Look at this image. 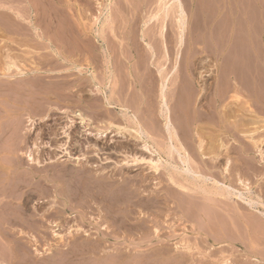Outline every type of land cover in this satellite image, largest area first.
Wrapping results in <instances>:
<instances>
[{
    "label": "rangeland",
    "instance_id": "1",
    "mask_svg": "<svg viewBox=\"0 0 264 264\" xmlns=\"http://www.w3.org/2000/svg\"><path fill=\"white\" fill-rule=\"evenodd\" d=\"M179 1L184 12V25L181 34L179 33L180 8L177 0H0V19H2L0 21L2 25L0 26L7 28L11 25L6 30L7 35L17 37V39L21 38L22 41H27V38L31 39L26 44L28 50L33 51V54L30 53L31 55H28L30 61L27 60L22 64L24 68L28 69H33L36 64L39 67V71H34V73H38L37 75L39 76L35 77L34 75V77H31L29 75L30 77L27 79L38 77L42 80L47 79L49 85L43 81L44 85L42 87L50 95L46 96L42 93L41 96L38 95L39 100L43 101L47 109H45L47 117L43 119L42 115L41 117L39 115L35 116L36 123L31 130L27 129L28 123L25 122V115L16 121L13 120L18 117L15 115L11 117L13 118L12 124L8 122L7 126L9 125L13 131H10L9 127L7 129L6 125L0 122V134H2L0 146H4L2 148L7 147V150H1L0 147V170H9L8 174L2 173L1 175L0 173V264L264 263V153L261 157L256 153L254 145L250 142V138H264V0ZM106 4H110L108 13L105 9ZM5 6L11 7L8 9ZM26 8L27 10H25ZM17 10L23 13L25 20H20L16 17L15 12ZM5 11L6 13H4ZM5 14L12 16L15 21L13 23L7 22L6 19H3ZM107 16L108 18L105 19ZM5 22L7 26H4L6 25ZM16 26L18 27L17 29ZM34 26L42 37L34 35V31L31 29ZM162 27L165 28V31L160 34ZM19 28L21 34L18 36L16 31L18 32ZM45 28L49 29L45 31ZM62 28L63 30H60ZM53 32L54 35L52 34ZM5 36L6 34L0 32V48ZM50 38L54 42L52 40L49 41ZM65 38L66 40H64ZM34 43H38V45L34 47ZM118 43L120 47L126 46L118 49L115 47L119 46ZM7 44L17 49L16 44L9 42ZM50 46L57 50L59 54L61 53V57L53 53L49 49ZM102 46L105 49L108 46H112V52L114 53L115 49L117 51H115L113 57L118 60H114L113 66L114 69H117L114 72L120 75L118 76L115 73L116 78L119 77L120 79H117L120 81L116 79L115 89H121L122 91H117L120 94L119 96L117 92L115 93L116 98L118 100L127 98L134 105L132 106L133 110L136 111L137 104H134V102H137L140 96L143 99L148 95L146 100L144 99L143 109L146 108L145 111L140 110L145 120V123L143 121L142 124L149 132L148 137L140 140L126 135L125 138L123 136L121 138V135L114 134L113 131L105 138L90 136L89 140L92 139L90 144L93 143L91 146L86 147L87 143L84 144V136L77 133L78 129L75 127L70 132L72 139L66 145L72 156L68 158L61 148L55 147L64 139L59 128L66 121V115L73 116L74 113L80 111L88 115V117L91 116L90 120L92 123L90 128L93 131H96L100 126L103 127V124L107 121H112L119 125H130L129 120L126 119L127 117H120L121 114L117 110L110 109L102 103L101 96L98 97L90 92L95 87L104 89L107 84V65L105 58L102 56L104 51ZM95 47L99 49L95 50ZM15 49H12L10 54H13V52L15 54ZM43 52L48 55L45 54L43 56ZM88 53L90 54L88 55ZM126 53L132 54L133 59L127 58L128 55ZM63 56L66 57V61L61 60ZM48 58L51 61L54 59L52 65L45 64V59L48 60ZM86 58L89 59L88 62ZM115 61L118 62L117 64L121 62L117 65ZM175 64V69L173 68L172 70L171 67ZM77 65L81 68V72L76 71V68H74ZM117 66L119 67L117 68ZM41 68L43 70L40 71ZM176 68H178L179 73L185 72L184 74L181 73L185 77L179 74L180 79L177 78V81H181V84L179 83L181 88L178 87V91L175 89L169 92V90L167 96L171 98L167 97V101L170 114L173 115L171 116V121H175L174 125L178 137L183 140V143L186 142L184 143L185 150H187V153L190 152L188 156L190 161L189 169H192V171H190V175L189 173H183L182 175L185 178V185L192 189L189 192L194 193L192 196L191 193H186V190L175 185L171 186L168 174L172 169V164H174V161L171 160L174 158L172 157L174 153H170L168 149L169 141L167 140L169 138L165 130H163V121L159 119L160 116H158L157 112L159 109L157 90L161 79L159 78V70L162 73L174 74ZM118 69L122 73H119ZM128 71L137 73V77L140 78L139 80L142 84V92L140 88H136L138 84H134L135 87L132 89L131 82L133 78ZM82 73L83 76H81ZM135 73L134 75H136ZM27 79H25L26 82L32 80ZM58 79L63 84L54 82L56 80L59 81ZM72 79L75 81H72ZM83 79L85 82H83ZM66 80L68 81L66 82ZM17 82H13L14 88L18 84ZM119 82L121 83L119 84ZM8 85V87H13V84ZM120 85H123L126 90L129 88L128 92L132 91L130 94L134 96L126 93L127 96L125 89L120 88ZM77 87L82 88L83 100L81 99L80 103L76 102V105L75 101L77 99L74 96ZM133 92H136L137 96ZM176 92L183 93H178L177 95ZM186 93L189 94L187 95ZM190 93L193 94L191 95ZM233 94H236L238 98H232ZM224 95L226 96L225 98L221 97ZM55 96L57 97L54 98ZM122 96L124 98H121ZM228 96L230 97L228 98ZM12 97L14 98L15 95ZM41 97L44 98L42 99ZM131 97L135 99L131 101ZM148 98L150 99L148 100ZM187 98L192 99L189 106L185 104ZM23 99L21 101L25 102V97ZM84 100L85 102L83 103ZM12 101L14 102V100L9 99L10 104L13 105ZM46 102L48 103L46 104ZM218 103L220 106H218ZM92 104L94 105L92 106ZM225 107L229 108L228 111L230 112L231 135L218 122L220 121L222 109ZM11 109L15 111L13 107ZM24 112L26 111L23 110ZM0 114L2 113L0 112ZM18 121L21 122L17 123ZM16 124L22 127H19L21 129L19 134H21L20 139L23 143L20 142L18 135L14 136L15 131L12 126ZM16 126L14 128L17 130ZM202 129L203 134L201 135ZM35 131L39 133L38 137L40 136L39 139L41 140L38 139L39 142L51 144V146L47 145L46 148L42 149L43 154L41 153V157L48 156L47 154H50V152H58L60 156L56 158L55 162L46 163L39 167L29 166L23 162L25 159L23 154L22 157L21 152H24L34 139ZM55 134H58V139H56ZM200 139L203 140L202 150L205 160H201L202 156L197 148ZM143 140H148L150 150L142 147ZM149 141L151 142L149 143ZM220 142L221 144H227V154L231 160L233 159L231 161L233 165L230 171L226 173L227 175L221 172L220 168L207 166L208 163L211 164L210 162H213L209 160L212 154L219 153V151L223 152ZM19 144H21L20 147ZM120 145H124L125 148ZM99 146L103 147V149L96 150ZM187 146H189L190 151ZM260 147L264 150V140L260 143ZM124 150L127 151V154L136 155L139 158L138 161H129L127 163L126 161H120L125 158L122 152ZM208 150L211 151L210 154ZM76 156L79 157L76 158ZM158 157H161V162H159L156 172L151 168L149 160H155ZM219 157V161H222V157ZM167 161L170 162L168 163ZM20 171H22V174ZM197 172L204 173V176ZM145 176L148 177L146 178ZM214 178L216 181L218 180L219 184L223 183L230 186L231 192L235 190L238 193L239 191L238 195H242V199L235 195L229 196L228 194L224 195V197L217 195L212 198V195L210 196L206 192L216 189L212 187ZM239 179L241 182H239ZM71 185L73 187H70ZM110 185L113 187H109ZM153 188L158 191L159 195L157 197L156 193L152 191ZM70 190L72 191L69 192ZM111 191H116V193H108ZM131 191L134 193L131 196L132 198L128 194ZM196 193L198 197L200 194V198H196ZM114 194L116 195L114 196ZM207 195L210 199L207 198ZM120 196L122 199L119 198ZM201 196L203 198L206 197L207 200L201 199ZM222 199L223 201H221ZM130 200L131 202H128ZM224 201H226L227 205H224L226 204ZM248 201H251L250 204ZM123 206L125 209H123ZM226 206L230 207L229 210ZM190 207H192L191 211L187 210ZM212 208L217 209L214 214L212 213L214 211L211 210ZM209 210L210 213L207 212ZM187 211L190 218H188ZM124 212H126L127 217L122 216L126 215ZM216 212L218 213L214 216ZM115 216H121L122 218L118 217L117 219ZM128 216L131 220L128 219ZM206 216H209V218L206 219ZM191 224L193 226L190 228ZM237 224L239 228L236 227ZM186 229L191 230V232ZM193 229L200 230V232L197 233L196 231L195 233ZM82 230L85 232L83 233ZM103 230L105 231L103 232ZM55 232L57 235H55ZM210 235L213 237L211 238ZM4 241L8 242L7 245H4ZM87 242L92 243L90 245ZM177 244H179L178 247L180 248L177 247ZM69 245L73 249L74 246L77 247L72 250L68 248ZM143 245L147 246L144 247ZM82 248L87 251L82 250ZM87 248H89V251ZM256 248L257 251L254 250ZM103 249L104 251H102Z\"/></svg>",
    "mask_w": 264,
    "mask_h": 264
},
{
    "label": "bare ground",
    "instance_id": "2",
    "mask_svg": "<svg viewBox=\"0 0 264 264\" xmlns=\"http://www.w3.org/2000/svg\"><path fill=\"white\" fill-rule=\"evenodd\" d=\"M20 1V0H19ZM23 1V0H22ZM27 1V0H26ZM46 1V0H45ZM28 3V5H29V1L27 2ZM34 3H36V2H34ZM34 3H33V5H34ZM177 4H178V7L180 8L179 9V14H180V20H179V27H180V30H179V33L181 34L182 32H183V25H184V20H183V15H184V12H183V10L181 9V2L179 1V0H177ZM38 5V4H37ZM109 5L110 4H106L105 5V9L107 10V13H108V9H109ZM32 6V5H31ZM31 6H29V7H31ZM99 6V5H98ZM6 8H8V9H10V7H7V6H5ZM34 7V6H33ZM54 7V6H53ZM36 8V7H35ZM23 9V8H22ZM51 9V8H50ZM49 9V10H50ZM25 10H27V8L25 9ZM29 10V9H28ZM34 10H36V9H34ZM59 11V10H58ZM4 13H6V11L4 12ZM34 13H36V12H34ZM44 13V12H43ZM14 14V13H13ZM15 14H16V17L17 18H19L20 20L22 19V20H25L24 19V15H23V13L22 12H19L18 10L15 12ZM25 16H26V14H25ZM46 16V15H45ZM26 17H28V16H26ZM43 17V16H42ZM108 18V16L105 18V19H107ZM3 19H6V21L7 22H14L15 21V19L12 17V16H10V15H8V14H5L4 15V17H3ZM61 20V19H60ZM0 21H2V19H0ZM4 21V20H3ZM44 21V20H43ZM63 21V20H62ZM51 22V21H50ZM11 23V24H12ZM18 23H21V22H18ZM23 23V22H22ZM26 23V22H25ZM45 23V22H44ZM67 23V22H66ZM69 23V22H68ZM5 24L6 25H4V26H7V23L5 22ZM24 24V23H23ZM0 25H2L1 24V22H0ZM13 25H15V24H13ZM45 25V24H44ZM44 25H42V26H44ZM71 25H73V24H71ZM11 26V25H10ZM10 26H8V27H10ZM21 26V25H20ZM24 26V25H23ZM49 26V25H48ZM70 26V25H69ZM86 26V25H85ZM7 27V28H8ZM26 27V26H25ZM41 27V26H40ZM44 27H46V26H44ZM56 27V26H55ZM77 27V26H76ZM113 27V26H112ZM6 27L5 28H2V26H0V32L2 33V34H6V36L3 38V44L1 45L2 47L0 48V112L2 113V114H0V122L2 123V124H5L6 125V127H7V129H8V127H9V125L7 126V124H8V122H12V120H13V118H11L12 116H16V117H18V118H15V120H13V121H16V120H20V117L21 116H24L25 115V122H27L28 123V127H27V129L28 130H31L32 129V126H33V128H34V125H35V123H36V120H35V116H40L41 117V115L43 116L42 118L44 119L45 117H47V111H45V106H44V104H43V101H40L39 100V98H38V95H40L41 96V93L44 95H49V92L48 91H46V90H43V88L44 87H42L43 85H44V82L43 81H45V82H47V84H48V80L46 81V80H42L41 78H29V79H27L28 77H34V75H35V77L36 76H39V75H37L38 73H34V71L35 72H37V71H39V67L35 64V66L33 67V69H28V68H24L23 67V64L22 63H24L25 61H30L29 59V56L31 55L30 53H32L33 54V51H30V50H28V48H27V44H26V42L28 41V40H31V39H28L27 38V41H22L21 40V38H19V39H17V37L15 38V37H11V36H9V35H7V31L6 30H8ZM18 27L16 26V29H17ZM43 28V27H42ZM85 28V27H84ZM109 28H111V27H109ZM131 28V27H130ZM9 29H11V28H9ZM26 29H27V27H26ZM33 31H34V35L36 34V36H38V37H42V36H40V34H39V32H38V30H37V28L34 26V27H32L31 28ZM46 29L47 28H45V31H46ZM49 29V28H48ZM47 29V30H48ZM51 29V28H50ZM64 29H65V27H64ZM67 29H68V27H67ZM86 29V28H85ZM91 29V28H90ZM58 30V29H57ZM56 30V31H57ZM60 30H63V28L62 29H60ZM87 30V29H86ZM14 31V30H13ZM30 31V30H29ZM52 31V30H51ZM71 31H72V29H71ZM77 31V30H76ZM89 31V30H88ZM165 31V28L164 27H162V30L160 31L161 33L160 34H163V32ZM62 32V31H61ZM84 32V31H83ZM102 32V31H101ZM100 32V33H101ZM10 33H12V32H10ZM15 33V32H14ZM23 33V32H22ZM49 33V32H48ZM72 33V32H71ZM77 33H78V31H77ZM112 33V32H111ZM16 34H18V36H19V34H21V30H20V28H19V31L17 32L16 31ZM15 34V35H16ZM25 34H27V33H25ZM53 35H54V32L52 33ZM52 34H50V35H52ZM57 34V33H56ZM95 34H96V32H95ZM49 35V34H48ZM58 35V34H57ZM68 35H69V33H68ZM71 35V34H70ZM77 35V34H76ZM17 36V35H16ZM56 36V35H55ZM59 36V35H58ZM97 36H98V34H97ZM3 37V36H2ZM25 37V36H24ZM50 37V36H49ZM78 37V36H77ZM105 37V36H104ZM51 38L53 39V37L51 36ZM49 39V41L50 40H52V39ZM97 38V37H96ZM133 38H134V36H133ZM24 39V38H23ZM44 39H45V37H44ZM78 39H80L79 37H78ZM26 40V39H25ZM59 40V39H58ZM64 40H66V38L64 39ZM71 40V39H70ZM82 40H83V38H82ZM98 40V39H97ZM110 40V39H109ZM60 41V40H59ZM107 41V40H106ZM7 42H9V43H14V44H16L17 45V49H15V48H12L11 46H9L8 44H7ZM29 42V41H28ZM52 42H54L53 40H52ZM65 42V41H64ZM84 42V41H83ZM89 42H90V39H89ZM105 42V41H104ZM103 42V43H104ZM47 43H48V41H47ZM56 43V42H55ZM67 43V42H66ZM65 43V44H66ZM76 43V42H75ZM109 43V42H108ZM127 43V42H126ZM35 44V46L34 47H36V45H38V43H34ZM46 44V43H45ZM51 44V43H50ZM52 44H54V43H52ZM63 44V43H62ZM78 44V43H77ZM91 44V43H90ZM93 44H94V42H93ZM110 44V43H109ZM112 44H114V43H112ZM119 44V43H118ZM132 44H134V43H132ZM99 45V44H98ZM14 46V45H13ZM31 46H33V45H31ZM44 46V45H43ZM47 46V45H46ZM53 46V45H52ZM64 46V45H63ZM62 46V47H63ZM76 46V45H75ZM75 46H74V48H75ZM93 46V45H92ZM123 46H126V45H123ZM123 46H121L120 47V44H119V46L117 45V46H115V47H117L118 49H119V47L120 48H123ZM128 46V45H127ZM140 46V45H139ZM33 47V48H34ZM45 47V46H44ZM48 47V46H47ZM55 47H56V45H55ZM69 47V46H68ZM100 47V46H99ZM103 47V46H102ZM111 47V48H110ZM115 47H113L114 49H115ZM151 48V47H150ZM12 49H15L16 50V53L14 54V52H13V54H10V52L12 51ZM41 49V48H40ZM49 49L50 50H52V52L53 53H55V54H57L59 57H61V53L59 54L58 52H57V50H55L53 47H49ZM64 49V48H63ZM66 49V48H65ZM96 49H99V48H96L95 47V50ZM113 49V50H114ZM124 49H125V47H124ZM123 49V50H124ZM34 50V49H33ZM70 50H71V47H70ZM101 50V49H100ZM99 50V51H100ZM103 53H102V56H103V58H105V61H106V65H107V77H106V79H107V84L105 85V88L103 89V88H97V87H95V89H91V93L92 94H95V95H97L98 97H100L101 96V98H102V103L104 104V105H106L108 108H110V109H115V110H117L121 115H120V117L121 116H123V117H127L126 119L127 120H129V126L127 125H119V124H115V123H113L112 121H107V122H105V124H103V127L102 126H100V128H98L97 126H96V128H98V129H96V131H93L92 130V128H90V126H91V120H90V118H91V116H89L88 117V115H86V114H84V113H82V112H80L79 110V112H76V113H74L73 114V116H67L66 115V121L60 126V133H62V137L64 138L63 139V141H61V142H59L55 147H57V148H61L62 149V152H64V154H65V156H67L68 158H71L72 156H71V154H70V152L68 151V149H67V147H66V145L71 141V139H72V137H71V134H70V132L75 128V127H77V133H79L81 136H84V140H85V142H84V144L85 143H87V145H86V147H88V146H91L92 145V143L90 144V141L92 140H89V138H90V136L92 137V136H96V137H99V138H105L108 134H110V133H112L113 131H114V134H119V135H121V138H122V136H123V138H125L126 137V135H130V136H132L133 138H135V139H143V138H147L148 137V133L149 132H147L148 130L146 129V128H144V126H143V124H142V122L144 121V123H145V120L143 119V113L140 111L141 109H142V111H145V109H143V105H144V99L146 100V97L148 96H146L145 98H141V96L138 98V100H137V102L135 101H133L134 102V104L136 103L137 104V106H136V108L135 109H137L136 111L135 110H133V107L132 106H134L133 104H131L130 102H129V100L127 99V98H124L123 96H124V93H123V96L121 97V98H124V100H118L117 98H116V92L117 91H120L121 89V87L122 88H124L123 87V85L121 86L120 85V90H116L115 88V86H116V79L117 78H119V77H117L116 78V74H118V73H116V72H114V70L116 71L117 69L115 68L114 69V66H113V64H114V60H118L117 58H114L113 56H114V54H115V51H116V49H115V51H114V53L112 52V46H108V48H104L103 47ZM128 50V49H127ZM132 50V49H131ZM66 51V50H65ZM67 51H68V49H67ZM87 51V50H86ZM128 51H130V50H128ZM127 51V52H128ZM78 52V51H77ZM84 52V51H83ZM91 52V51H90ZM94 52V51H93ZM117 52V51H116ZM119 52V51H118ZM44 53V52H43ZM42 53V55L44 56L45 54H46V52L43 54ZM47 53H49V52H47ZM51 53V52H50ZM49 53V54H50ZM92 53V52H91ZM96 53V52H95ZM122 53V52H121ZM30 54V55H29ZM85 54V53H84ZM90 53H88V55H89ZM118 54V53H117ZM117 54H116V56H117ZM123 54V56H124V53H122ZM128 56H127V58H129V59H133V55L132 54H128V53H126ZM135 54V53H134ZM29 55V56H28ZM40 55V54H39ZM41 55V56H42ZM46 55H48V54H46ZM150 55V54H149ZM91 56V55H90ZM97 56H98V54H97ZM97 56H95V57H97ZM135 56H136V54H135ZM134 56V57H135ZM139 56V55H138ZM144 56V55H143ZM35 57V56H34ZM69 57V56H68ZM81 57H82V55H81ZM92 57H93V55H92ZM94 57V58H95ZM118 57H120V56H118ZM124 57H126V55L124 56ZM137 57V56H136ZM89 58H91V57H89ZM99 58V57H98ZM60 59V58H59ZM87 60V62H88V58H86ZM95 59H97V58H95ZM94 59V60H95ZM120 59V58H119ZM53 60L54 59H52V61L51 60H49V58H48V60L47 59H45V64H47V65H52L53 64ZM61 60H63V61H66V57L65 56H63L62 58H61ZM145 60V59H144ZM37 61H39V60H37ZM42 61H44V60H42ZM59 61V60H58ZM124 61V60H123ZM128 61V60H127ZM146 61V60H145ZM177 61V60H176ZM55 63H56V61H54ZM82 62V61H81ZM95 62V61H94ZM121 62V61H120ZM120 62H119V64H120ZM44 63H42L43 65H44ZM115 63L117 64L118 62L117 61H115ZM148 63V62H147ZM32 64H33V62H32ZM38 64V63H37ZM69 64H70V62H69ZM76 64H78V63H76ZM80 64V63H79ZM119 64H117V65H119ZM136 64V63H135ZM138 64H140V63H138ZM150 64V63H149ZM165 64H166V62H165ZM178 64V63H177ZM26 65V64H25ZM141 65V64H140ZM180 65H182V64H180ZM61 66H63V65H61ZM81 66V65H80ZM82 66H83V64H82ZM122 66V65H121ZM175 66H176V64L175 65H173V67H171L172 68V70H173V68L175 69ZM30 67V66H29ZM44 67V66H43ZM84 67V66H83ZM119 66H117V68H118ZM131 67H132V65H131ZM46 68V67H45ZM48 68V67H47ZM51 68V67H50ZM54 68V67H53ZM72 68V67H71ZM74 68H76V71L78 70L79 72H81L82 70H81V68L77 65V66H75ZM123 68V67H122ZM147 68V67H146ZM91 69H92V67H91ZM179 69H180V66H179ZM41 70H43V68H41L40 69V71ZM51 70V69H50ZM66 70H68V69H66ZM73 70V69H72ZM85 70V69H84ZM123 70V69H122ZM121 70V71H122ZM131 70H133V69H131ZM49 71V70H48ZM52 71V70H51ZM56 71V70H55ZM89 71V70H88ZM118 71H119V73H122V72H120V70L118 69ZM124 71V70H123ZM28 72H30V73H28ZM58 72V71H57ZM61 72V71H60ZM74 72V71H73ZM86 72V71H85ZM104 72V71H103ZM129 72V75L130 76H132V78H133V80H132V82H131V86H133L132 87V89L135 87V85L134 84H138V87H136V88H140V91L142 92V84L140 83V78H138L137 77V73H135L134 71H128ZM166 72H168L167 70H166ZM169 72H170V70H169ZM55 73V72H54ZM66 73V72H65ZM68 73V72H67ZM71 73H72V71H71ZM76 73V72H75ZM96 73V72H95ZM116 73V74H115ZM123 73H125V72H123ZM134 73L136 74V75H134ZM159 73H160V77L159 78H161L160 79V83H159V88H158V97H159V109H158V116H160L159 117V119H162V121H163V130H165V132L167 133V135H168V138H169V140H167V141H169V151H170V153H174V155L172 156V157H174V158H172L171 160H173L174 161V164H172V166H171V170H170V172H169V174H168V177H169V181H170V183H171V186H176V187H178V188H181V189H183V190H186V193H191V192H189V191H191L192 189L190 188V187H188L187 185H185V183L186 182H184V180H185V178H184V176L182 175L183 173L184 174H187V173H189V175H190V171H192V169L190 170L189 169V166H190V161H189V153H187L186 151L187 150H185V147H184V143H186V142H182L183 140H180L179 139V137H178V133H177V131H176V129H175V125H174V123H175V121L174 122H172L171 121V116H173V115H171L170 114V109L168 108V101H167V97H170V96H167V93H168V91L169 92H171V91H174L175 89L177 90V88L178 87H180L179 86V83L181 82L180 80V82H178L177 81V78H179L180 79V77H179V74L181 75V76H184L185 77V75H182V74H184V73H179V71H178V68H176V70H175V72H174V74L172 73V74H169V73H162L160 70H159ZM52 74V73H51ZM57 74V73H56ZM63 75H64V73H62ZM80 74V73H79ZM88 74V73H87ZM139 74V73H138ZM30 75V76H29ZM53 75H55V74H53ZM58 75H59V73H58ZM67 75V74H66ZM90 75V74H89ZM88 75V76H89ZM125 75V74H124ZM171 75V76H170ZM80 76V75H79ZM81 76H83V73H82V75ZM118 76H120L119 74H118ZM159 76V75H158ZM63 77V76H62ZM122 77V76H121ZM51 78V77H50ZM70 78V77H69ZM76 78V77H75ZM78 78V77H77ZM91 78V77H90ZM127 78V77H126ZM126 78H124V79H126ZM137 78H138V80H137ZM25 79H27V80H30V79H32L31 81H27L26 82V80ZM120 79V78H119ZM119 79H117V80H119ZM59 81H54V82H59L60 84L62 83L63 84V82H60V79H58ZM64 80V79H63ZM69 81H71L70 79H68ZM68 80H66V82L68 81ZM74 79H72V81H73ZM127 80V79H126ZM155 80H156V78H155ZM18 81V82H17ZM75 81V80H74ZM77 81V80H76ZM92 81H93V79H92ZM120 81V80H119ZM13 82H17L18 84L17 85H15V87L16 88H14V83ZM53 82V83H54ZM66 82H65V84H66ZM83 82H85V80L83 79ZM83 82H81V83H83ZM95 82V81H94ZM122 82V81H121ZM121 82H119V84L121 83ZM152 82V81H151ZM58 83V84H59ZM105 83V82H104ZM125 83V82H124ZM153 83V82H152ZM154 83H155V81H154ZM8 84H13V87H8L9 85ZM59 84V85H60ZM74 84V83H73ZM78 84H80V83H78ZM84 84V83H83ZM94 84H96V83H94ZM181 84V83H180ZM8 85V86H7ZM49 85V84H48ZM69 85V84H68ZM103 85V86H104ZM51 86V85H50ZM54 86V85H53ZM76 86H78V85H76ZM92 86V85H91ZM90 86V87H91ZM128 86V85H127ZM52 87V86H51ZM75 87V86H74ZM100 87V86H99ZM118 87H119V85H118ZM117 87V88H118ZM126 87V86H125ZM58 88V87H57ZM63 88V87H62ZM81 88V87H80ZM80 88H76L75 89V92H76V94H75V96L74 97H76V101H75V104H76V102L78 103L81 99H82V88H81V90H80ZM92 88V87H91ZM131 88V87H130ZM155 88H156V86H155ZM181 88V87H180ZM179 88V89H180ZM45 89V88H44ZM47 89V88H46ZM59 89V88H58ZM57 89V90H58ZM125 89V88H124ZM123 89V90H124ZM191 89V88H190ZM64 90V89H63ZM66 90V89H65ZM87 90V89H86ZM128 90H129V88H127V90L125 89V94L126 93H128V94H130V92L132 93V91H129L128 92ZM233 90V89H232ZM122 91V90H121ZM178 91V90H177ZM182 91V90H181ZM184 91V90H183ZM72 92V91H71ZM138 92H139V90H138ZM180 92V91H179ZM179 92H176L177 93V95H178V93ZM223 92V91H222ZM25 93H27L26 95H25ZM133 93H135L136 94V96H137V93L136 92H133ZM181 93H183V92H181ZM181 93H179V94H181ZM225 93H226V91H225ZM117 94H118V96L120 95L118 92H117ZM122 94V93H121ZM139 94V93H138ZM175 94V93H174ZM174 94H173V96H174ZM187 94V93H186ZM189 94V93H188ZM187 94V95H188ZM191 94V93H190ZM193 94V93H192ZM191 94V95H192ZM196 94V93H195ZM194 94V95H195ZM13 95H15V97L13 98L12 96ZM68 95V94H67ZM84 95V94H83ZM87 95V94H86ZM127 95V94H126ZM131 95V94H130ZM129 95V96H130ZM177 95H176V97H177ZM183 95V94H182ZM185 95V94H184ZM50 96V95H49ZM58 96L60 97V95L58 94ZM66 96V95H65ZM69 96V95H68ZM97 96H95L96 98H97ZM128 96V95H127ZM131 96H134V95H131ZM135 96V97H136ZM145 96V95H144ZM172 96V97H173ZM25 97V102H22L21 100H24L23 98ZM57 96H55L54 98H56ZM73 97V96H72ZM92 97V96H91ZM221 97H226L225 95L224 96H221ZM230 96H228V98H229ZM232 98H234V99H237L238 98V96L236 95V94H233L232 96H231ZM42 98V97H41ZM44 98V97H43ZM42 98V99H43ZM62 98V97H61ZM89 98V97H88ZM100 98V99H101ZM119 99H121L120 97H118ZM129 98V97H128ZM171 98V97H170ZM178 98H179V96H178ZM186 98V97H185ZM193 98V97H192ZM9 99L11 100H14V102H13V105L12 104H10V102H9ZM49 99H52V98H49ZM48 99V100H49ZM91 100H92V98H90ZM132 99H135V98H133V97H131V101H132ZM150 98H148V100H149ZM176 99V98H175ZM46 100V99H45ZM83 100V99H82ZM81 100V101H82ZM94 100H95V98H94ZM98 100V99H97ZM96 100V101H97ZM222 100V99H221ZM232 100V99H231ZM61 101V100H60ZM65 101V100H64ZM73 101V100H72ZM80 101V102H81ZM87 101V100H86ZM179 101H180V99H179ZM185 101H186V103H185ZM184 101V103L185 104H187L188 106L189 105H191L190 104V101H192V99H190V98H187L186 100ZM219 101V100H218ZM50 102V101H49ZM79 102V103H80ZM85 102V100L83 101V103ZM132 102V103H133ZM146 102V101H145ZM181 102V101H180ZM182 102H183V100H182ZM48 102H46V104H47ZM65 103V102H64ZM67 103V102H66ZM15 104V105H14ZM94 104H96V103H94ZM94 104H92V106L94 105ZM183 104V103H182ZM185 104H183V105H185ZM223 104H225V103H223ZM230 104V103H229ZM51 105V104H50ZM55 105V104H54ZM58 105V104H57ZM77 105V104H76ZM86 105H87V103H86ZM131 105V106H130ZM149 105V104H148ZM186 105V106H187ZM222 105V104H221ZM47 106V105H46ZM88 106H89V104H88ZM91 106V105H90ZM96 106V105H95ZM99 106H101V105H99ZM218 106H220V104L218 103ZM14 108L15 109V111L13 110V109H11V108ZM71 107V106H70ZM85 107V106H84ZM98 107V106H97ZM152 107V106H151ZM191 107V106H190ZM189 107V108H190ZM204 107V106H203ZM222 107H223V105H222ZM49 108H51V107H49ZM174 108V107H173ZM183 108H185L184 106H183ZM186 108H188V107H186ZM67 109H68V107H67ZM80 109V108H79ZM23 110L24 111H26V112H24L23 113ZM47 110V109H46ZM186 110V109H185ZM229 110V108H224V109H222V113H221V115H220V121H218L219 122V124H220V126H222L223 128H225V130H226V132L227 133H229V135H231L232 133L230 132V130H231V126H230V121H229V116H230V112L228 111ZM231 110V109H230ZM238 110V109H237ZM63 111V110H62ZM147 111V110H146ZM184 111V110H183ZM244 111V110H243ZM88 112V111H87ZM232 112H233V110H232ZM73 113V112H72ZM101 113V112H100ZM116 113V112H115ZM183 113V112H182ZM184 114H185V112H184ZM179 115V114H178ZM114 116V115H113ZM184 116V115H183ZM51 117H52V115H51ZM172 118H174V117H172ZM1 119H2V121H1ZM117 119V118H116ZM175 120V119H174ZM192 120V119H191ZM252 120V119H251ZM178 121H180V120H178ZM21 122V121H20ZM19 121L17 122V123H20ZM124 122V121H123ZM14 123V122H13ZM162 123V122H161ZM180 123V122H179ZM12 124V123H11ZM233 124V123H232ZM17 125V126H16ZM15 126H16V128H17V130L14 128L15 126H12V128L14 129V131L16 132H14V136H16V135H18L17 137H19V139H20V137H21V134H19V131L21 130V129H19V127L20 128H22L21 126H18V124H16ZM29 125H30V127H29ZM49 125V124H48ZM93 125V124H92ZM149 125V124H148ZM182 126V125H181ZM6 127H3V128H6ZM53 127V126H52ZM7 129H6V131H7ZM1 130H2V127H1ZM9 130L11 131L12 129H11V127H9ZM3 131V130H2ZM13 131V130H12ZM198 131H199V129H198ZM4 132H5V130H4ZM36 132V131H35ZM187 132V131H186ZM9 133V132H8ZM11 133V132H10ZM34 133V132H33ZM127 133V134H126ZM231 133V134H230ZM113 134V135H114ZM165 134V133H164ZM203 134V129H202V131H201V135ZM1 135L2 134H0V137H1ZM12 135V134H11ZM38 135H39V133H34V139L30 142V144L26 147V149H25V151L24 152H21V155L23 154L24 155V159H25V161H23L24 163H26L27 165H29V166H35V167H39V166H42L43 164H46V163H53V162H55L56 161V158L57 157H59L60 155H59V153L58 152H55V153H51L50 152V154H47L48 156H46V157H41V153H42V149L43 148H46L47 147V145H49L48 143H45L44 144V142H39L38 141V139H39V137H38ZM57 135L58 134H55V137H57ZM118 135V136H119ZM200 135V136H201ZM32 137H33V135H31ZM79 136V135H78ZM190 136V135H189ZM220 136V135H219ZM218 136V137H219ZM247 136V135H246ZM4 137V136H3ZM2 137V138H3ZM8 137V136H7ZM29 137V136H28ZM59 137V136H58ZM58 137L56 138V139H58ZM120 137V136H119ZM149 137H150V135H149ZM166 137V136H165ZM202 137V136H201ZM151 138V137H150ZM216 138V137H215ZM13 139V138H12ZM23 139V138H22ZM27 139V138H26ZM83 139V138H82ZM127 139V138H126ZM223 139V138H222ZM226 139V138H225ZM230 139V138H229ZM1 140V139H0ZM18 140V139H17ZM40 140V139H39ZM62 140V139H61ZM78 140H80V139H78ZM150 140V139H149ZM264 140V138H258V139H253V138H250V142L254 145V147H255V149H256V153H258L261 157H262V155H263V153H264V150L260 147V143H262V141ZM19 141V140H18ZM25 141V140H24ZM27 141V140H26ZM28 141H29V139H28ZM41 141V140H40ZM96 141H98V140H96ZM129 141V140H128ZM127 141V142H128ZM132 141V140H131ZM137 141V140H136ZM20 142H22V140L20 139ZM52 142V141H51ZM77 142V141H76ZM80 142V141H79ZM141 142V141H140ZM143 143H142V147L144 148V149H146V150H150L149 148V144H148V140H143L142 141ZM151 141H149V143H150ZM23 143V142H22ZM54 143V142H53ZM101 143V142H100ZM115 143V142H114ZM117 143V142H116ZM130 143V142H129ZM137 143V142H136ZM208 143H209V141H208ZM26 144V143H25ZM25 144H23L24 146H26ZM95 144H97V143H95ZM128 144V143H127ZM134 144V143H133ZM138 144H140V143H138ZM137 144V145H138ZM153 144V143H152ZM190 144V143H189ZM220 144H221V142H220ZM20 145L21 144H19V147H20ZM100 145V144H99ZM102 145V144H101ZM118 145V144H117ZM130 145H131V143H130ZM130 145H128V146H130ZM187 145H188V143H187ZM193 145V144H192ZM15 146V145H14ZM13 146V147H14ZM49 146H51V144L49 145ZM95 146V145H94ZM97 146V145H96ZM103 146V145H102ZM105 146V145H104ZM121 146V145H120ZM202 146H203V140L202 139H200L199 141H198V145H197V148H198V150L200 151V155L202 156V159L201 160H205L206 158H204L205 157V155H204V152H203V150H202ZM221 146V148H223V152L221 151H219V153H215V154H212L211 156H210V158H209V160L210 161H213V162H210L211 164H207V166L209 165V166H212L213 168H220V170H221V172H224L225 174L226 173H228L229 171H230V169H231V166L233 165V163L231 164V161L233 160H231L230 159V157H229V155L227 154L228 152H227V150H228V148H227V144H221L220 145ZM1 147V146H0ZM2 147H4V146H2ZM1 147V150L2 149H6V148H2ZM106 147V146H105ZM105 147H104V149H105ZM122 148H125V146L124 145H122L121 146ZM131 147V146H130ZM188 148H189V146H187ZM11 148V147H10ZM18 148V147H17ZM94 148V147H93ZM187 148V149H188ZM103 149V147H98L96 150H102ZM111 149H113V148H111ZM117 149V148H116ZM129 149V148H128ZM131 149V148H130ZM136 149V148H135ZM209 149V148H208ZM7 150V149H6ZM10 150V149H9ZM15 150V149H14ZM22 150V149H21ZM108 150V149H107ZM120 150V149H119ZM122 150V149H121ZM189 151H190V148L188 149ZM221 150V149H220ZM137 151V150H136ZM209 151V154L211 153V151L210 150H208ZM102 152V151H101ZM116 152L118 153V151L116 150ZM123 153H124V155H125V158H123V159H121L120 161H126V163L127 162H129V161H132V162H137L138 161V157L136 156V155H130V154H127V151H122ZM135 152V151H134ZM212 152H214V151H212ZM47 153V152H46ZM98 153V152H97ZM122 153V154H123ZM193 153V152H192ZM43 154V153H42ZM106 154V153H105ZM133 154V153H132ZM140 154V153H139ZM23 155H22V157H23ZM46 155V154H45ZM199 155V154H198ZM122 156V155H121ZM140 156V155H139ZM169 156V155H168ZM191 156V155H190ZM194 156V155H193ZM219 156H221L222 157V161H219ZM77 157H79V156H76V158ZM11 158V157H10ZM18 158H19V156H18ZM129 158H131V160H129ZM142 158H143V156H142ZM145 158V157H144ZM170 158V157H169ZM176 158V159H175ZM195 158H197V157H195ZM201 158V157H200ZM106 159V158H105ZM21 160V159H20ZM150 161V164H151V168H153L155 171L158 169V165H159V162H161V157H158V158H156L155 160H152V159H150L149 160ZM163 162H164V160H162ZM194 161V160H193ZM22 162V161H21ZM118 162V161H117ZM168 163L170 162V161H167ZM121 163V162H120ZM172 163V162H171ZM124 164V163H123ZM120 165V164H119ZM1 166V165H0ZM17 166V165H16ZM53 166V165H52ZM192 166V165H191ZM55 167V166H54ZM119 167V166H118ZM169 167H170V165H169ZM199 167V166H198ZM19 168V167H18ZM193 168V167H192ZM210 168V167H209ZM27 169V168H26ZM31 169V168H30ZM29 169V170H30ZM36 169V168H35ZM38 169V168H37ZM169 169V168H168ZM123 170V169H122ZM166 170V169H165ZM164 170V171H165ZM195 170H196V168H195ZM198 171V170H197ZM31 172V171H30ZM58 172H59V170H58ZM69 172V171H68ZM67 172V173H68ZM157 172V171H156ZM232 172V171H231ZM230 172V173H231ZM234 172V171H233ZM0 173H1V175H2V173H5V174H8L9 173V170H7V169H3V170H0ZM20 173L22 174V171H20ZM33 173V172H32ZM166 173V172H165ZM195 173V172H194ZM198 173V172H197ZM196 173V174H197ZM200 173V175L202 174L201 172H199ZM198 173V174H199ZM56 174H59V173H56ZM191 174H193L192 172H191ZM204 174V173H203ZM201 175V176H204V175ZM223 174V173H222ZM31 175H33V174H31ZM35 175V174H34ZM40 175V174H39ZM60 175V174H59ZM62 175V174H61ZM64 175V174H63ZM112 175V174H111ZM194 175V174H193ZM193 175H191V176H193ZM227 175V174H226ZM15 176V175H14ZM22 176V175H21ZM84 176V175H83ZM190 176V177H191ZM35 177V176H34ZM36 177H37V175H36ZM49 177V176H48ZM62 177V176H61ZM66 177V176H65ZM87 177V176H86ZM146 177V176H145ZM144 177V178H145ZM148 177V176H147ZM146 177V178H147ZM206 177V176H205ZM204 177V178H205ZM53 178V177H52ZM203 178V179H204ZM50 179V178H49ZM68 179H69V177H68ZM143 179V178H142ZM191 179V178H190ZM241 179V178H240ZM239 179V182H241V180ZM30 180V179H29ZM50 180H52V179H50ZM66 180H67V178H66ZM127 180V179H126ZM134 180V179H133ZM146 180V179H145ZM148 180H150V179H148ZM206 180H208V179H206ZM211 180V179H210ZM244 180V179H243ZM19 181V180H18ZM23 181V180H22ZM27 181V180H26ZM69 181V180H68ZM89 181H91V180H89ZM130 181V180H129ZM144 181V180H143ZM204 181V180H203ZM213 184H212V187H214V188H216L215 190H209V192H206L207 194H210V196L212 195V198H214V196H217V195H222L223 197H224V195H229V196H233V195H235L236 197H239V198H241L242 199V195L241 196H239L238 195V193H239V191H238V193L234 190V192H231V190L232 189H230V186H228V185H225V184H219L217 181H216V179L214 178L213 180ZM39 182V181H38ZM136 182V181H135ZM153 182V181H152ZM189 182V181H188ZM187 182V183H188ZM207 182V181H206ZM237 182H238V180H237ZM16 183H18V182H16ZM42 183V182H41ZM130 183V182H129ZM137 183V182H136ZM191 183V182H190ZM196 183V182H195ZM232 183V182H231ZM243 183V182H242ZM6 184V183H5ZM33 184V183H32ZM109 184H110V182H109ZM112 184V183H111ZM145 184V183H144ZM149 184V183H148ZM151 184V183H150ZM156 184V183H155ZM217 186H216V185ZM10 185V184H9ZM13 185V184H12ZM55 185V184H54ZM94 185V184H93ZM143 185V184H142ZM152 185H153V183H152ZM151 185V186H152ZM170 185V184H169ZM196 185V184H195ZM220 185V186H219ZM243 185V184H242ZM87 186V185H86ZM105 186H107V185H105ZM54 187V186H53ZM70 187H73L72 185L70 186ZM82 187V186H81ZM100 187V186H99ZM109 187H113V186H109ZM119 187H121V186H119ZM118 187V188H119ZM142 187V186H141ZM156 187V186H155ZM160 187V186H159ZM89 188V187H88ZM117 188V187H116ZM148 188V187H147ZM175 188V187H174ZM105 189V188H104ZM107 189V188H106ZM109 189V188H108ZM196 189V188H195ZM4 190V189H3ZM2 190V191H3ZM6 190V189H5ZM55 190V189H54ZM73 190V189H72ZM72 190H70L69 192H71ZM85 190V189H84ZM114 190V189H113ZM117 190V189H116ZM119 190V189H118ZM146 190V189H145ZM15 191V190H14ZM77 191V190H76ZM76 191H74V192H76ZM87 191V190H86ZM125 191V190H124ZM124 191H122V192H124ZM154 193H156V197L159 195L158 194V191L156 190V188H153V190H152ZM188 191V192H187ZM199 191V190H198ZM19 192V191H18ZM113 191H111V192H108V193H112ZM119 192V191H118ZM117 192V193H118ZM73 193V192H72ZM89 193V192H88ZM87 193V194H88ZM100 193V192H99ZM108 193H106V194H108ZM113 193H116V191H114ZM241 193H243V192H241ZM8 194V193H7ZM80 195H81V193H79ZM128 194H129V196L131 197V196H133V192L131 191V193H129L128 192ZM127 194V195H128ZM192 194H194V193H191V196H192ZM197 194V193H196ZM20 195V194H19ZM30 195V194H29ZM57 195V194H56ZM73 195V194H72ZM76 195H78V194H76ZM116 194H114V196H115ZM126 195V194H125ZM2 196H4L3 194H2ZM6 196V195H5ZM11 196V195H10ZM13 196V195H12ZM53 196H54V194H53ZM105 196H107V195H105ZM182 196H183V194H182ZM191 196H187V197H191ZM110 197V196H109ZM111 197H112V195H111ZM124 197V196H123ZM185 197V196H184ZM194 197V196H193ZM192 197V198H193ZM243 197H244V195H243ZM20 198V197H19ZM71 198V197H70ZM69 198V199H70ZM114 198V197H113ZM120 199H122L121 198V196L119 197ZM132 198V197H131ZM143 198V197H142ZM191 198V199H192ZM196 198H200V194H199V197H198V194H197V197ZM203 198V196H201V199ZM206 198V197H205ZM205 198H203L204 200H207V198L208 199H210V197L207 195V198L205 199ZM211 198V199H212ZM231 198V197H230ZM114 199H118V198H114ZM113 199V200H114ZM194 199H195V197H194ZM236 199V198H235ZM244 199V198H243ZM175 200H176V198H175ZM190 200V199H189ZM200 200V199H199ZM213 200V199H212ZM230 200V199H229ZM232 200V199H231ZM33 201V200H32ZM117 201H119V200H117ZM133 201V200H132ZM152 201V200H151ZM181 201V200H180ZM194 201H196V200H194ZM210 201V200H209ZM221 201H223V199L221 200ZM220 201V202H221ZM88 202V201H87ZM121 202H122V200H121ZM125 202V201H124ZM128 202H131V200L130 201H128ZM137 203H138V201H136ZM190 202H192V201H190ZM199 202H201V201H199ZM225 203H226V201H224ZM223 202V203H224ZM251 202V201H250ZM250 202L248 201V203L250 204ZM5 203V202H4ZM185 203V202H184ZM186 203H188V202H186ZM193 203V202H192ZM197 203V202H196ZM222 203V202H221ZM231 203V202H230ZM246 203H247V200H246ZM113 204V203H112ZM119 204H120V202H119ZM127 204V203H126ZM125 204V205H126ZM132 204H134L133 202H132ZM139 204V203H138ZM149 204V203H148ZM190 204V203H189ZM200 204V203H199ZM216 205H218L217 203H215ZM233 204V203H232ZM254 204V203H253ZM256 204V203H255ZM9 205V204H8ZM34 205V204H33ZM135 205H137V204H135ZM151 205V204H150ZM224 205H227V203L226 204H224ZM122 206V205H121ZM133 206V205H132ZM201 206V205H200ZM199 206V207H200ZM205 206V205H204ZM208 206H210L209 204H208ZM233 206H235V205H233ZM247 206H248V204H247ZM8 207V206H7ZM136 207V206H135ZM202 207V206H201ZM219 207H221V206H219ZM240 207V206H239ZM252 207V206H251ZM35 208V207H34ZM195 208V207H194ZM193 208V209H194ZM226 208H228V210H229V208L230 207H228V206H226ZM13 209V208H12ZM21 209V208H20ZM123 209H125V207L123 206ZM133 209V208H132ZM191 209H192V207H190V209H187V210H190L191 211ZM199 209V208H198ZM247 209V208H246ZM18 210V209H17ZM202 210H203V208H202ZM213 212V214H214V212L217 210H215V208L213 209H211ZM220 210V209H219ZM218 210V211H219ZM223 210H225V209H223ZM231 210V209H230ZM233 210V209H232ZM109 212H110V210H108ZM121 211H123V210H121ZM125 211V210H124ZM194 211V210H193ZM204 211V210H203ZM130 212V211H129ZM200 212V211H199ZM207 212H209L210 213V210L209 211H207ZM112 213V212H111ZM123 213V212H122ZM131 213V212H130ZM134 213V212H133ZM132 213V214H133ZM186 213V212H185ZM192 213V212H191ZM194 213V212H193ZM195 213H196V211H195ZM209 213H208V215H209ZM217 213L218 212H216V214L214 215V216H216L217 215ZM220 213V212H219ZM225 213H227L226 211H225ZM110 214V213H109ZM118 214V213H117ZM124 214H126V212H124ZM187 214H188V218H190L189 217V213H188V211H187ZM203 214V213H202ZM228 214V213H227ZM185 215V214H184ZM198 215H200V214H198ZM211 215V214H210ZM122 216H125V217H127V214L126 215H122ZM155 216V215H154ZM165 216V215H164ZM186 216V215H185ZM205 216V215H204ZM204 216H203V218H204ZM88 217V216H87ZM115 217H117V219H118V217L119 216H115ZM121 217V216H120ZM119 217V218H120ZM182 217V216H181ZM192 217V216H191ZM199 217V216H198ZM227 217H229V215H227ZM16 218V217H15ZM43 218V217H42ZM90 218V217H89ZM111 218V217H110ZM122 218V217H121ZM180 218V217H179ZM194 218V217H193ZM193 218H191L192 220H193ZM202 218V217H201ZM207 218H209V216L207 217L206 216V219ZM214 218V217H213ZM216 218V217H215ZM123 219H124V217H123ZM122 219V220H123ZM128 219L129 220H131L130 218H129V216H128ZM174 219V218H173ZM185 219H187V218H185ZM199 219V218H198ZM205 219V218H204ZM231 219V218H230ZM178 220V219H177ZM189 220V219H188ZM231 220H233V219H231ZM121 221V220H120ZM176 221V220H175ZM209 221V220H208ZM212 222H214L213 220H211ZM244 221V220H243ZM125 222V221H124ZM159 222V221H158ZM196 222H197V220H196ZM233 222H234V220H233ZM78 223V222H77ZM151 223V222H150ZM181 223V222H180ZM207 223V222H206ZM247 224H248V222H246ZM194 224V223H193ZM198 224V223H197ZM208 224V223H207ZM214 224V223H213ZM232 224V223H231ZM143 225V224H142ZM183 225V224H182ZM199 225V224H198ZM203 225V224H202ZM204 225H205V223H204ZM126 226V225H125ZM136 226H138V225H136ZM146 226V225H145ZM193 225L191 224V226H190V228L192 227ZM197 226V225H196ZM200 226V225H199ZM245 226V225H244ZM248 226V225H247ZM73 227V226H72ZM77 227V226H76ZM189 227V226H188ZM206 227V226H205ZM210 227V226H209ZM234 227H235V225H234ZM233 227V228H234ZM236 227L237 228H239L238 227V224L236 225ZM254 227V226H253ZM80 228V227H79ZM78 228V230H80ZM237 228H235V229H237ZM246 228V227H245ZM250 228V227H249ZM261 228V227H260ZM67 229V228H66ZM104 229H105V227H104ZM155 229V228H154ZM153 229V230H154ZM184 229V228H183ZM201 229V228H200ZM203 229V228H202ZM201 229V230H202ZM213 229H214V227H213ZM257 229V228H256ZM75 230V229H74ZM187 230V229H186ZM194 231H195V233H196V231H197V233L198 232H200V230H195V229H193ZM210 230V229H209ZM246 230V229H245ZM54 231V230H53ZM83 231V230H82ZM101 231V230H100ZM105 230H103V232H104ZM187 231H190L191 232V230H187ZM202 231H205L204 229L202 230ZM211 231H212V229H211ZM19 232H20V230H19ZM22 232V231H21ZM28 232V231H27ZM41 232V231H40ZM85 231H83V233H84ZM154 232V231H153ZM156 232V231H155ZM249 232V231H248ZM262 232V231H261ZM87 233V232H86ZM101 233V232H100ZM194 233V232H193ZM203 233V232H202ZM208 233H210V232H208ZM215 233V232H214ZM28 234V233H27ZM106 234H107V232H106ZM201 234V233H200ZM55 235H57L56 234V232H55ZM86 235V234H85ZM88 235V234H87ZM103 235H104V233H103ZM256 235V234H255ZM32 236V235H31ZM30 236V237H31ZM108 236V235H107ZM211 236V238L213 237L212 235H210ZM251 236V235H250ZM77 237V236H76ZM76 237H75V239H76ZM32 239H33V237H32ZM252 239V238H251ZM69 243V242H68ZM73 243V242H72ZM83 243V242H82ZM85 243V242H84ZM91 243L92 242H90V243H88L87 242V244H90L91 245ZM184 243V242H183ZM113 244V243H112ZM174 244V243H173ZM260 244V243H259ZM264 244V243H263ZM72 245H77V244H72ZM71 245V246H72ZM113 245H115V244H113ZM129 245H131V244H129ZM187 245V244H186ZM112 246V245H111ZM144 247H146L145 245H143ZM149 246V245H148ZM179 246V244H177V247ZM180 246H181V243H180ZM189 246V245H188ZM77 247V246H76ZM76 247L74 246V249H76ZM79 247H81V246H79ZM83 247V246H82ZM85 247V246H84ZM89 247V246H88ZM105 247V246H104ZM106 247H107V245H106ZM114 247V246H113ZM141 247V246H140ZM176 247V246H175ZM176 247V248H177ZM184 247V246H183ZM191 247V246H190ZM68 248H71L72 250H74L72 247H70V245H69V247ZM112 248V247H111ZM126 248H128V249H130L129 247H126ZM178 248H180V247H178ZM81 249V248H80ZM88 249V251H89V248H87ZM91 249V248H90ZM71 250V251H72ZM82 250H85V248L83 249L82 248ZM186 250H188V249H186ZM255 251H257V248L256 249H254ZM85 251H87V250H85ZM94 251V250H93ZM102 251H104V249L102 250ZM181 251V250H180ZM190 251V250H189ZM185 252V251H184ZM73 254V253H72ZM64 255V254H63ZM253 257V256H252ZM255 257V256H254ZM69 258V257H68ZM64 259V258H63ZM258 259V258H257ZM261 259V258H260ZM259 260V259H258ZM263 260V259H262ZM255 261V260H254ZM257 262V261H256ZM264 262V261H263ZM262 262V263H263ZM63 264V263H62ZM264 264V263H263Z\"/></svg>",
    "mask_w": 264,
    "mask_h": 264
},
{
    "label": "crops",
    "instance_id": "3",
    "mask_svg": "<svg viewBox=\"0 0 264 264\" xmlns=\"http://www.w3.org/2000/svg\"><path fill=\"white\" fill-rule=\"evenodd\" d=\"M4 239H6V238H4ZM7 243H8V242L4 241V245H7Z\"/></svg>",
    "mask_w": 264,
    "mask_h": 264
}]
</instances>
